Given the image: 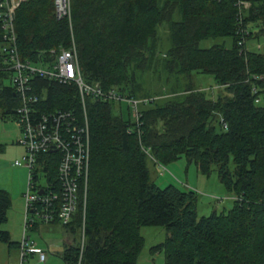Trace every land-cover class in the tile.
I'll return each mask as SVG.
<instances>
[{
    "label": "trees",
    "instance_id": "obj_1",
    "mask_svg": "<svg viewBox=\"0 0 264 264\" xmlns=\"http://www.w3.org/2000/svg\"><path fill=\"white\" fill-rule=\"evenodd\" d=\"M250 1L242 18L232 0H72L70 22L55 18L53 0H27L16 8L13 25L22 60L46 64L53 59L51 50L73 42L85 82L150 99L136 126L130 113L126 118L114 113V102L87 98L84 108L73 83L32 80L43 110H72L83 121L85 112L89 126L86 187H80L77 208L63 226L75 238L62 251L66 264H136L144 246L141 227L165 229L164 240L150 248L163 254V264H264V105L256 101L264 97V53L246 49L249 40L264 38V0ZM162 23L169 25L170 38L163 68L189 81L193 72L209 74L223 94L208 97L189 82L181 93L137 95L142 90L137 72L153 64ZM239 26L249 29L242 47ZM2 36L0 23V116L5 117L16 115L20 97ZM224 37L229 47L198 45ZM181 157L203 176L215 167L234 195L227 212L198 218L196 191L175 184L160 188L150 178L148 160L165 166ZM59 158L40 156L55 189ZM10 204L9 193L0 188V243L11 246L2 228Z\"/></svg>",
    "mask_w": 264,
    "mask_h": 264
},
{
    "label": "built area",
    "instance_id": "obj_2",
    "mask_svg": "<svg viewBox=\"0 0 264 264\" xmlns=\"http://www.w3.org/2000/svg\"><path fill=\"white\" fill-rule=\"evenodd\" d=\"M24 1L27 0H0L2 52L8 54L12 81L20 97L16 120L21 134L17 142L23 146L24 153L14 161V165L25 167L28 174L26 191L23 193V234L18 242V264H27L30 253H37L41 262L45 260V252L36 247L26 235L29 227L37 223L57 222L63 226L70 223L78 202L79 183L86 181L89 158L87 121L79 122L73 112L68 110L40 112L36 107L38 95L30 84V79L37 75L60 84L74 83L82 100L85 96H93L125 101L131 109L129 121L136 126L140 124L142 105L150 100L126 98L116 89H103L99 83L85 82L80 73L73 42L69 48L51 50L53 59L45 65L20 60L16 51L13 20L16 8ZM233 3L240 18L251 6L250 0H233ZM71 4L72 0H53L55 18H67L70 22ZM237 33L247 34L248 30L239 26ZM51 148H55L60 156L57 164V189L53 188L54 184L37 162L39 156Z\"/></svg>",
    "mask_w": 264,
    "mask_h": 264
},
{
    "label": "rangeland",
    "instance_id": "obj_3",
    "mask_svg": "<svg viewBox=\"0 0 264 264\" xmlns=\"http://www.w3.org/2000/svg\"><path fill=\"white\" fill-rule=\"evenodd\" d=\"M213 44H224L230 46L229 38L204 39L199 42L200 48H208ZM170 46L169 25L162 23L157 27L156 56L153 64L144 72H137V79L141 84L142 90L140 94H164L172 93L174 90L183 92L187 84L191 82L194 88L205 91L208 97H216L223 94V90L217 87L214 78L209 74L193 72L190 81L187 77L169 74L163 68V55ZM246 49L264 53V38L259 36L253 38L246 43ZM178 94L181 97V94ZM263 96V95H262ZM173 97L167 96L159 101L164 102L166 99ZM114 113L121 114L123 118L131 115L130 108L126 103H114ZM259 105H264V97L259 100ZM129 109V111H128ZM17 117L14 114H8L5 117L0 116V188L5 189L10 196L11 204L7 211L9 220L18 211L19 199L21 200V215L23 216L24 198L23 193L26 191L27 185V169L25 167L14 165L16 159L21 158L23 146L17 142L20 136V128L17 123ZM148 168L150 178L160 187L163 188L168 184H175L181 188H189L197 192V217L208 216L212 212H227L233 206V194L228 192L220 183L216 169L214 167L212 173L203 176L195 170L193 164H188L184 157L177 161L159 166L148 160ZM7 222V221H6ZM4 222V223H6ZM3 223V224H4ZM55 227H57L55 225ZM57 228H62L58 225ZM141 233L146 236L145 247L151 240H161L156 234L150 235L151 228H144ZM159 229H164L159 227Z\"/></svg>",
    "mask_w": 264,
    "mask_h": 264
},
{
    "label": "crops",
    "instance_id": "obj_4",
    "mask_svg": "<svg viewBox=\"0 0 264 264\" xmlns=\"http://www.w3.org/2000/svg\"><path fill=\"white\" fill-rule=\"evenodd\" d=\"M21 211V200L19 199L18 211H16V214L10 220L7 218V222L2 225V228L9 232L13 245L0 243V264L19 263L18 242L23 234L22 223L24 216V211L23 216L21 215ZM55 225L57 227L60 225L62 228H57ZM144 228H151L146 230H155L150 231V235L156 234L161 240H151L147 247L143 246L136 264H163V254L160 252L152 253L150 248L164 240L166 236L165 229H159V227H141L140 234L144 238V245L146 243V236L141 233V230H145ZM26 235L35 243L36 247L45 252V260L42 262L39 261L37 253H30L27 258V264H66L61 258L62 251L66 245L73 243L75 238L74 235L66 232L61 224L55 222L37 223L27 229Z\"/></svg>",
    "mask_w": 264,
    "mask_h": 264
},
{
    "label": "bare ground",
    "instance_id": "obj_5",
    "mask_svg": "<svg viewBox=\"0 0 264 264\" xmlns=\"http://www.w3.org/2000/svg\"><path fill=\"white\" fill-rule=\"evenodd\" d=\"M214 1H219V0H214ZM232 3H233V0H232ZM234 4V3H233ZM71 6H72V4H71ZM234 7L237 9V7L234 5ZM237 11H238V9H237ZM245 14V13H244ZM243 14V15H244ZM243 15H241V18L243 17ZM238 17H240V15H238ZM237 17V19H239ZM14 26V25H13ZM244 28V27H243ZM246 30H248V32H249V29H247V28H245ZM15 31V30H14ZM238 34H240V33H238ZM248 34V33H247ZM247 34H240V36H241V39H240V41L239 42H241V43H239V46L240 47H242L244 44H245V39H244V36L245 35H247ZM16 51H17V44H16ZM17 54H18V51H17ZM46 54V53H45ZM51 54V53H50ZM49 54V55H50ZM6 55V62H7V66H9L8 67V70L10 71V72H12V70H11V68H10V66H11V63L8 61L9 59H8V54H5ZM18 57H19V54H18ZM53 58V57H52ZM19 59L20 60H22L20 57H19ZM49 60V59H48ZM47 60V61H48ZM22 61H26V60H22ZM27 61H29V60H27ZM50 61V60H49ZM31 62V61H30ZM79 63V62H78ZM38 64H41V65H45V63H38ZM47 64V63H46ZM79 69H80V65H79ZM80 73H81V70H80ZM81 76H82V74H81ZM35 77H38V78H42V79H46V80H48V81H50V82H52V83H56V84H58V85H69V84H71V83H68V84H60V83H57V82H55V81H52V80H49V79H47V78H44V77H39V76H37V75H34L31 79H30V84L32 85V80L35 78ZM82 79H83V77H82ZM84 80V79H83ZM11 83L13 84V86H14V83H13V81H12V78H11ZM74 84V83H73ZM93 84V83H92ZM75 85V84H74ZM33 86V85H32ZM76 86V85H75ZM36 86L34 85L33 86V89H34V91H35V93H36V91L38 90H36V88H35ZM77 87V86H76ZM78 89V88H77ZM42 95L43 94H46V89H42ZM37 94V93H36ZM121 94V93H120ZM38 95V102H37V109L40 111V112H44V113H47L48 111L47 110H43L40 106H41V95H39V94H37ZM124 97H126V98H129L128 96H125V95H123ZM87 98H93L94 100H102V101H106V100H108V101H111V102H114V103H117V104H122V103H126L125 101H121V100H113V99H101V98H95V97H93V96H85L84 98H83V100L81 99V101H82V104H83V107L85 108V100L87 99ZM259 102V100H257V103ZM127 104V103H126ZM128 105V104H127ZM128 108H130L129 106H128ZM131 110V109H130ZM68 111H71V112H73V114L76 116V118L78 119V121L79 122H81V123H83L85 120L87 121V118H86V113L84 112V121L81 119H79L78 118V116H77V113L76 112H74V111H72V110H68ZM129 111V110H128ZM51 112V111H50ZM140 115H141V110H140ZM140 119V118H139ZM87 124H88V122H87ZM134 125V124H133ZM226 127V126H225ZM136 128V127H135ZM132 131H133V129H132ZM88 134H89V126H88ZM45 154H57L58 156H59V153L55 150V148H51V149H49L46 153H42L40 156H42V155H45ZM40 156H39V159H38V163L41 165V162H40ZM44 157V156H43ZM60 157V156H59ZM42 161V160H41ZM44 162V161H43ZM42 162V163H43ZM44 164V163H43ZM45 167V166H44ZM88 167H89V158H88ZM88 170H89V168H88ZM87 177H88V171H87ZM87 177H86V181L84 182L83 180L79 183V188H78V201H79V197H80V195H79V192H80V187L82 186V184H84L85 185V187H86V182H87ZM54 189H55V186L53 187ZM77 204H78V202H77ZM76 208H77V205H76ZM76 210V209H75ZM75 212V211H74ZM52 223V222H51ZM54 223V222H53ZM55 223H57V222H55ZM63 226V225H62Z\"/></svg>",
    "mask_w": 264,
    "mask_h": 264
}]
</instances>
